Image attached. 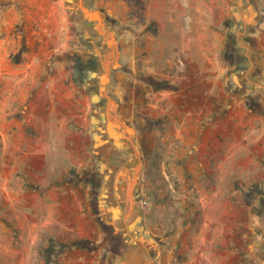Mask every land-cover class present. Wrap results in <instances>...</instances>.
<instances>
[{"label":"rangeland","instance_id":"1","mask_svg":"<svg viewBox=\"0 0 264 264\" xmlns=\"http://www.w3.org/2000/svg\"><path fill=\"white\" fill-rule=\"evenodd\" d=\"M54 1H64L69 11L56 7L59 21L53 31L47 28L45 50L49 64L57 61L72 84L75 57L85 53L80 35L87 39L86 22L81 24L80 0ZM17 2L24 3L0 0V264H127L129 255L140 250H147L142 259L150 260L153 236L162 239L164 264L174 251L177 258L183 253L186 264H235L228 255L235 245L243 251L238 250V263L252 264L245 235L257 212L264 213L257 196L264 189V158L251 142L262 123L244 111L235 117L237 103L247 107L249 95L229 91L252 90L253 83L245 79L257 77L244 55L236 64L229 58L234 42L242 43L244 53L251 42L249 33L240 34L242 25L231 21L240 1H198L206 5L211 24L206 28L205 60L186 55L180 43L159 44L158 36L150 35L156 32L154 23L141 18L126 24L101 8L103 18H111V28L103 29V19L100 33L114 48L103 58L109 73L106 87H100L106 97L103 106L110 130L129 140L128 150L112 157L114 168H98L105 181L111 173L115 180L108 187L110 191L114 186L115 197L106 187L99 196L108 227L98 221L87 176H94L97 166L89 146V99L86 110L82 105L65 120L62 140L51 134L44 140L37 126L22 124L33 82L25 79L30 66L22 59L25 43ZM250 3L261 16L264 1ZM113 31L120 32L118 43ZM214 85H219L218 96H207L206 104L201 100L198 106L194 95L209 94ZM45 144L52 145L51 165L42 171L26 169V161L32 160L28 154ZM250 187L254 198L248 196ZM134 226L145 235L130 231ZM75 241H81L79 246L72 245Z\"/></svg>","mask_w":264,"mask_h":264},{"label":"crops","instance_id":"2","mask_svg":"<svg viewBox=\"0 0 264 264\" xmlns=\"http://www.w3.org/2000/svg\"><path fill=\"white\" fill-rule=\"evenodd\" d=\"M90 1L92 3L85 0L84 5L92 11L101 12V8H105L108 10V16H115L119 19H123L126 24L131 20L138 22L141 18H144L147 24H149V22L154 23L156 32L150 35L153 38L158 36L160 40L159 44L180 43L182 44V51L186 55L190 56L195 54L193 56L195 58L203 60L209 59L205 44L207 38L206 28L211 26V24L207 21L205 15L207 7L203 2L200 4L198 2L199 0H186L187 5L183 4V0ZM196 1L198 2L197 4H195ZM23 2L22 6H20L18 2L15 5L19 13H21V37L25 43L22 59L26 60L30 66V68L26 70L25 79L27 83L33 82V84L28 88L29 93L27 99H25L24 105L27 108V117L22 124H26L27 121L28 124L37 126L44 140H48L50 134L52 138L62 140V127L65 120L75 116L76 109H81L82 105V110H86V98L89 99L92 109L91 98L86 89L84 87H79L78 83L75 81H72L73 83L70 84L67 81L68 77L65 70L58 65L57 61L49 64V59L47 57L49 51L45 50L46 46L44 40L46 39V35L50 34L47 28L49 31H53L52 28H54L57 21H59L56 7L60 6L62 11L64 7V9H67H65L66 12H68V6L62 3L64 1L60 2L54 0H23ZM261 14V20L258 24H255L256 26H253V30L250 32L251 42L248 44L249 47L245 46V49H249V52L247 51L244 53V51H242L240 53L241 47L243 46L242 43L240 41L234 42V44H236L234 51L240 54V56L244 55L245 64L249 65L251 63V68L254 67L257 71V77L254 75L256 79L251 80L253 88L250 91L251 93H249V96L254 98V104L252 107H243V102L237 103L239 107H237L235 117H239L241 112L244 111L246 115H256L255 118L258 122L262 123V126L256 130L259 134L257 136L254 135L251 142H255L254 150H258V154L264 158V10L261 11ZM42 22H45V27L42 26ZM192 29L195 31L192 32ZM146 34L147 33H144L142 35L144 36ZM104 37L109 39L108 36ZM217 38L221 39L220 36ZM172 52V50H169V52L166 51L169 55H171ZM216 88H219V85L218 87L214 85L209 90V92H211L209 94L204 92L202 96L194 97L196 104L199 106L201 100L205 103V98L207 96L208 98H216L218 96V90H216ZM239 109L243 110L240 111ZM84 116V114L81 116L83 122L85 120ZM79 121L82 122V120ZM51 147H47L45 144L44 149L37 148L31 151L28 155L32 157V160L26 161V169L28 168L31 171H42L46 165H51V157L53 156ZM36 155L37 159H35ZM38 162L39 165L37 164ZM45 178L46 176L44 179ZM257 217V221L253 223L254 226L247 230L248 233L245 235V239L248 242L246 243L247 261L252 264H264V213L261 215L257 213ZM152 240L155 241V246L153 248L155 250L153 253L148 252L149 256H152L150 260L147 258L143 260L142 257L146 255L147 250H140L136 251L134 255H129L127 264H164L162 256V248L164 245L161 243L162 239L157 236L155 239V236H153ZM234 241L236 244L238 243L237 238H235ZM142 247L147 249L145 245H142ZM238 250L243 252L235 245L232 252L228 254L229 263L233 262L239 264V259L241 262ZM67 252L71 255L72 250ZM176 253L174 251V253L171 254V259L168 264H186L184 262L185 258L183 253L181 258H177L179 254ZM211 263L213 262L211 261Z\"/></svg>","mask_w":264,"mask_h":264},{"label":"flooded vegetation","instance_id":"3","mask_svg":"<svg viewBox=\"0 0 264 264\" xmlns=\"http://www.w3.org/2000/svg\"><path fill=\"white\" fill-rule=\"evenodd\" d=\"M240 1V9L234 10L232 12V18L231 21L235 24H241L242 25V31L240 34L244 36L247 35V33L250 34L251 30H253V26L255 24H258V22L262 18L255 10L253 5L250 3V0H239ZM91 10V9H90ZM261 13V12H260ZM83 14V13H82ZM102 14V12H101ZM103 16V14H102ZM82 23L86 22V32L85 35L87 36V39L84 38V34L80 35V40L82 42V47L84 50V56L83 57H75L74 60V69H73V80L78 83L79 87H84L89 94L92 102V109H91V122L93 121V127L91 130V142L89 144L91 151H93V155L95 157L97 166L93 167L94 169V176L92 174L90 175L89 173L87 176L91 177V188L90 192L92 195V204L97 212L98 215V221L101 225L104 227H108V222L107 219H105V216L103 215L102 209L100 208L99 204V196L101 191L103 190L104 187H106V193L109 194L110 191H112V196L115 197V191H114V186L113 190H108L109 186L114 183L115 180L108 178L107 181H105V178L102 174L101 171H99L98 168H101L103 165H108L112 166L114 168V165H111V159L112 157L117 156V152L120 150H128L127 143H128V138L120 136L118 133L117 135H114V133L110 130L111 128L108 125V118L106 117V112L105 108L103 106V102L106 100V97L101 94L100 87L104 86L106 87L107 85V80H105V76L107 74V68L103 62V58L105 55H108L114 48L111 47L110 45V39H107L104 37L100 31H99V25L97 21L93 20H88L84 17V15L81 17ZM111 18H105L104 19V27L103 29L109 30L111 28V25L109 24V21ZM227 20V19H226ZM81 21V20H80ZM256 26V25H255ZM245 27L247 30L245 32ZM114 38L117 43H118V35L120 32L113 31ZM85 39V40H84ZM229 41L231 38H228ZM106 47V51L103 53L101 52L103 50V47ZM231 50L229 51V58L232 60H235V64L238 62V57L240 54H237L233 50V46H230ZM243 51V50H242ZM241 53V52H240ZM103 54V55H102ZM114 68V67H113ZM245 80L251 81L250 79L246 78ZM229 91L233 92V94H237L238 96H243V95H249L251 93V90H241V89H230ZM197 97V95H194ZM248 103L247 106L252 107L254 104V98L252 97H247ZM115 123H119L120 121H117ZM121 125V124H120ZM123 147V148H121ZM113 168H110V172L113 171ZM102 189V190H101ZM138 190L134 191V195H137ZM258 196V203L264 207V189H260L257 192ZM133 195V193H132ZM248 196L251 198H254L256 195L254 192H252V187L249 189ZM134 199V196H132ZM137 197V196H135ZM114 210V209H113ZM116 210L115 213L113 212V216L116 215ZM258 214H262L261 212H257ZM110 224V223H109ZM130 231H135L136 234H139L140 236L145 235L144 233L141 234V229L137 227H133L130 229ZM116 232V231H115ZM153 239V237H151ZM116 241L118 240L117 235L114 237ZM151 239V240H152ZM156 239V236H155ZM154 241V240H152ZM116 244V243H115ZM114 244V245H115Z\"/></svg>","mask_w":264,"mask_h":264},{"label":"water","instance_id":"4","mask_svg":"<svg viewBox=\"0 0 264 264\" xmlns=\"http://www.w3.org/2000/svg\"><path fill=\"white\" fill-rule=\"evenodd\" d=\"M81 12L83 13L84 17L88 20H93V21H97L98 25H99V31L102 32V30L100 29L101 27V22L103 21V16L101 14L100 11H92L90 10L88 7H86L82 1L80 0V6H79ZM137 171V169L135 170V172ZM137 179V176L134 175V182H132V187L135 184V180ZM129 199L130 202L132 204V196H131V191L129 194Z\"/></svg>","mask_w":264,"mask_h":264},{"label":"trees","instance_id":"5","mask_svg":"<svg viewBox=\"0 0 264 264\" xmlns=\"http://www.w3.org/2000/svg\"><path fill=\"white\" fill-rule=\"evenodd\" d=\"M81 241H75L74 243H72L73 246H79Z\"/></svg>","mask_w":264,"mask_h":264}]
</instances>
